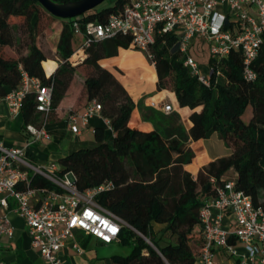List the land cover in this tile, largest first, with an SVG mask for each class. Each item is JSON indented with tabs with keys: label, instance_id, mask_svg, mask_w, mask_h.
I'll use <instances>...</instances> for the list:
<instances>
[{
	"label": "trees",
	"instance_id": "16d2710c",
	"mask_svg": "<svg viewBox=\"0 0 264 264\" xmlns=\"http://www.w3.org/2000/svg\"><path fill=\"white\" fill-rule=\"evenodd\" d=\"M126 2L100 4L77 18L82 25L104 21ZM54 18L39 0H0V95L19 85L21 68L52 85L48 115L36 110L33 92L26 95L22 108L24 130L29 123L42 126L52 119L78 67L89 69L84 96L101 102V114L110 121L114 136L108 141L106 127L95 126V144L61 156L59 172L72 171L80 190L113 184L97 196L100 205L127 223L117 242L126 252L113 254V264H195L200 245L195 229L201 223V209L206 199L216 195L222 177L230 170L236 174V188L264 209V45L250 66L255 73L250 79L245 76L240 51L222 61L209 58L211 84L207 86L184 64L176 35L157 37L151 51L158 88L173 91L182 107L192 109V126L187 129L178 111L167 113L146 106L143 99L136 103L114 73L100 65L101 59L118 55L121 48H132L130 35L92 40L84 50L85 59L74 64L71 57L77 44L72 18H67L57 45L63 61L47 75L43 62L48 56L39 46L38 36ZM7 46L14 49L17 58L6 54ZM136 106L143 118L152 122V130L130 125ZM249 109L251 115L246 118ZM215 132L232 152L202 166L194 177L186 169L196 156L190 142L207 139ZM32 186L54 188L41 176L33 177ZM155 224L165 225L175 241L162 243L154 233ZM90 237H80L84 246L89 245Z\"/></svg>",
	"mask_w": 264,
	"mask_h": 264
},
{
	"label": "built area",
	"instance_id": "2783aa9c",
	"mask_svg": "<svg viewBox=\"0 0 264 264\" xmlns=\"http://www.w3.org/2000/svg\"><path fill=\"white\" fill-rule=\"evenodd\" d=\"M72 27L83 40L79 48L83 52L92 40L127 34L132 38L131 47L146 53L153 64L151 48L157 37L173 33L185 55L184 64L203 84L210 86L211 68L209 72L202 71L190 52L191 45L206 42L209 58L216 61L240 51L246 66L245 76L254 78L250 66L264 45V0H127L104 21L82 25L74 17ZM72 57L74 64L79 62V55L76 60ZM207 66H211L209 60ZM32 92L36 110L48 115L52 109L53 86L22 68L19 85L0 95V104L5 102L10 114L17 115L22 112L26 95ZM101 111L100 101H88L83 110L69 114L70 129L80 133L81 126L102 115ZM163 111H173L172 103L164 104ZM25 132L32 140L50 136L45 125L33 123L26 125ZM28 145L29 142L8 146L0 141V210L3 211L0 236H11L13 227L7 213L15 212L27 225L32 246L41 257L39 264H66L63 255L66 248L82 254L76 230L103 243L118 242L127 223L97 202V196L113 184L80 190L72 171L60 173L58 161L34 159L28 153ZM34 176L49 180L54 188L32 186ZM195 230L200 236L195 264H217L216 259L226 260V255L235 264H264V209L255 206L249 194L236 188V174L224 175L216 195L205 200L201 223Z\"/></svg>",
	"mask_w": 264,
	"mask_h": 264
},
{
	"label": "crops",
	"instance_id": "0c3cea01",
	"mask_svg": "<svg viewBox=\"0 0 264 264\" xmlns=\"http://www.w3.org/2000/svg\"><path fill=\"white\" fill-rule=\"evenodd\" d=\"M65 22L66 19L64 18L56 17L52 19L45 27L43 33L38 36L39 46L47 54L48 59L56 61V69L60 62L63 61L58 54L57 45ZM79 48V45H76L75 52L80 56L79 63H81L85 59L86 53L83 50H79ZM4 49L8 56L13 58L18 57V54L11 47L7 46ZM99 63L114 73L136 103L140 99H143V103L146 106H153L163 110V105L171 102L173 110L180 113L184 125L187 129H190L192 126L190 120L192 109L188 106L182 107L173 91L168 89L160 90L158 88L156 66L150 63L143 51L132 48H121L118 55L103 58ZM84 67L83 65L78 67L70 87L52 119L44 123L50 133L48 138L32 140L24 130L22 112L17 115H11L7 104L3 102L0 104V141L8 146L13 144L23 145L29 142L28 152L38 161H56V158L69 154L76 149L92 146L95 144L94 127L97 125H104L106 127V137L108 141H112L114 131L110 123H108V119L102 115L95 116L87 125H82L80 133H74L68 124V116L71 110H83L88 102L86 97L75 96L71 91L77 73ZM201 69L204 72H209L210 66H201ZM86 77L87 75L83 76L80 80L82 86ZM130 125L144 131H150L154 128L152 122L143 118L139 106H136L132 112ZM190 147L195 151L196 156L193 162L186 166V169L194 177L197 176L202 166L207 165L210 161L219 157L228 156L232 152L231 148L226 145L225 141L217 132L213 133L207 139L191 141ZM0 213H3V211L0 210ZM7 215L11 221L13 232L10 237L7 235L0 236V264H39L41 257L38 251L32 246L31 237L25 221L13 211H9ZM69 252L71 250L66 248L63 255H68ZM232 264H235L233 260Z\"/></svg>",
	"mask_w": 264,
	"mask_h": 264
},
{
	"label": "rangeland",
	"instance_id": "374dc122",
	"mask_svg": "<svg viewBox=\"0 0 264 264\" xmlns=\"http://www.w3.org/2000/svg\"><path fill=\"white\" fill-rule=\"evenodd\" d=\"M108 2H115V0H105L102 5H106ZM74 42L77 45L82 43V38L78 35H75ZM133 49V48H132ZM191 54L196 57L199 64L201 66H207L209 60V45L206 42H197L190 47ZM149 59V58H148ZM73 60H76L73 58ZM150 63L152 61L149 59ZM200 66V67H201ZM89 69L84 67L81 69L79 73L76 75L75 81H73V86L71 87V91L75 96H84V90L82 86V82H80L83 76L88 75ZM85 97V96H84ZM251 115V109L245 114V117L248 118ZM215 140V139H212ZM214 142V141H213ZM224 144V143H223ZM94 145V144H93ZM225 146V144H224ZM58 161L59 158H56ZM227 176H235V172L230 170ZM154 233L157 238L160 239L162 243L166 242H174L175 237L167 230L166 226L163 224H155L154 225ZM85 232L82 230H76L75 236L78 244L83 249V253L79 254L76 250H72L65 255V263L66 264H113L111 256L115 253H124L126 252L125 248H122L117 242L113 243H103L95 236H91L90 243L88 246H84L81 242L80 237H84ZM227 255L225 256L226 260H222L217 258V264H232V259H228Z\"/></svg>",
	"mask_w": 264,
	"mask_h": 264
},
{
	"label": "water",
	"instance_id": "95a60500",
	"mask_svg": "<svg viewBox=\"0 0 264 264\" xmlns=\"http://www.w3.org/2000/svg\"><path fill=\"white\" fill-rule=\"evenodd\" d=\"M39 1L52 15L67 19L77 17L100 5L105 0H71L67 2H57L54 0Z\"/></svg>",
	"mask_w": 264,
	"mask_h": 264
},
{
	"label": "bare ground",
	"instance_id": "6f19581e",
	"mask_svg": "<svg viewBox=\"0 0 264 264\" xmlns=\"http://www.w3.org/2000/svg\"><path fill=\"white\" fill-rule=\"evenodd\" d=\"M73 58L74 59H78V54H74ZM43 66H44V69H45L46 73L48 75H51L55 71V69L57 67V63L53 59H48V60H45L43 62Z\"/></svg>",
	"mask_w": 264,
	"mask_h": 264
}]
</instances>
